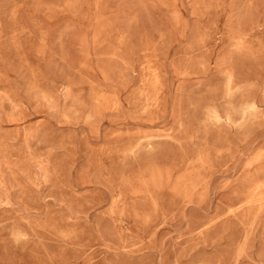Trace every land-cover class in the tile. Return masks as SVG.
<instances>
[{"label": "rangeland", "instance_id": "rangeland-1", "mask_svg": "<svg viewBox=\"0 0 264 264\" xmlns=\"http://www.w3.org/2000/svg\"><path fill=\"white\" fill-rule=\"evenodd\" d=\"M0 264H264V0H0Z\"/></svg>", "mask_w": 264, "mask_h": 264}]
</instances>
